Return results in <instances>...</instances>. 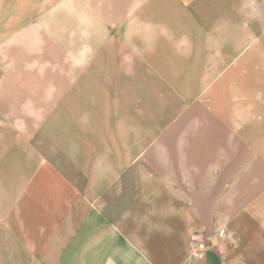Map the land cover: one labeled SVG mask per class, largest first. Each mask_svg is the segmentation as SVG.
I'll use <instances>...</instances> for the list:
<instances>
[{
  "label": "crops",
  "instance_id": "1",
  "mask_svg": "<svg viewBox=\"0 0 264 264\" xmlns=\"http://www.w3.org/2000/svg\"><path fill=\"white\" fill-rule=\"evenodd\" d=\"M97 1L99 27L118 30L98 67L120 45L144 88L106 101L18 52L0 59V264H264V0ZM156 101L166 131L137 134ZM106 119L127 128L79 172L71 125ZM195 237L205 259L184 262Z\"/></svg>",
  "mask_w": 264,
  "mask_h": 264
},
{
  "label": "rangeland",
  "instance_id": "2",
  "mask_svg": "<svg viewBox=\"0 0 264 264\" xmlns=\"http://www.w3.org/2000/svg\"><path fill=\"white\" fill-rule=\"evenodd\" d=\"M18 3L26 6L25 25L24 28H14V33H12L15 13L9 12L7 14L6 7L11 6L9 9L15 7L13 11H16V4ZM98 15L97 0H0V59L4 56L6 58L7 53L10 52H12V55L14 53L16 59L18 52V58L22 60L26 69L47 70L51 76L52 72L58 75L62 74L57 77L58 79H63L61 77H64V74H69L72 75L73 85L78 86L77 89L81 88L82 83L87 81L89 91L91 93L93 91L94 95H96L99 88L103 91L105 100L109 101L112 100L113 90L115 89L125 100L129 94H132L133 90L144 88L141 84L145 81L142 78L145 71L142 68H135L136 72L131 73L129 71V75L128 73L123 75L119 61L120 45L117 46L118 51L116 54L111 50L113 45L111 43L107 44V46L110 45V49L105 51L108 59L105 64L103 63L101 67H98L97 58L102 51V45L105 41L109 42V39L117 36L118 33V30L114 29L111 23H108L105 29H101ZM111 15H108V17ZM33 16L36 20V26L33 28H39L37 36L40 38L41 44L34 47L32 51L33 46L28 38L36 35L32 30L33 19L31 17ZM17 30L22 31L19 32V35H24V39L18 42ZM7 46H10L11 50L6 51ZM232 47L236 48V45ZM2 49L4 50L2 51ZM32 52L35 55L40 54V58H34ZM107 52L110 54L107 55ZM113 56L116 59L115 62H113ZM98 70L101 71L98 73ZM28 76L29 82L34 85L35 76L33 74H28ZM129 102L130 100L125 103L129 105ZM104 111L111 112L107 109ZM164 111H166L165 106L156 101L155 106L152 108L151 119L150 117L144 119L143 115L137 113V119L143 123L136 122V126H131L132 130L136 131L137 134L141 132L154 133L155 135V133L165 132L167 126L162 123ZM124 112L128 114L129 110H124ZM108 120L110 119H106L102 125L83 126V129L81 125H71L73 128L72 136L76 138L75 136L81 135V140L77 141L78 145H80V142H85L84 149H86V153L84 152L81 159H77L76 153H73L74 168L76 166L79 172L82 167L84 168L85 165L87 166L96 158L98 150L113 148L114 143H117L115 133L117 129L127 128V126H115L109 123ZM149 121L151 122L148 123ZM80 175L81 173L78 172L73 173V176L77 179H80ZM223 234L224 230L219 231L221 239L224 238ZM204 240L197 237L191 238L188 256L186 255L182 260L189 263L191 260L205 259L206 255L202 254L209 244L203 242ZM194 243L204 245V249L202 253H199V256L191 249L195 245Z\"/></svg>",
  "mask_w": 264,
  "mask_h": 264
},
{
  "label": "built area",
  "instance_id": "3",
  "mask_svg": "<svg viewBox=\"0 0 264 264\" xmlns=\"http://www.w3.org/2000/svg\"><path fill=\"white\" fill-rule=\"evenodd\" d=\"M192 251L195 252V254L199 255V253L202 252V250L204 249V245L203 244H198V245H193L191 247Z\"/></svg>",
  "mask_w": 264,
  "mask_h": 264
}]
</instances>
